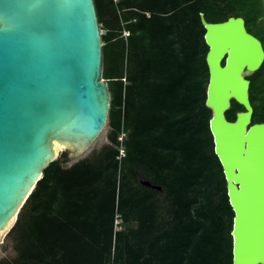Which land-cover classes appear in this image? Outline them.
<instances>
[{
	"label": "trees",
	"instance_id": "trees-1",
	"mask_svg": "<svg viewBox=\"0 0 264 264\" xmlns=\"http://www.w3.org/2000/svg\"><path fill=\"white\" fill-rule=\"evenodd\" d=\"M94 3L107 28L101 71L110 77V142L91 157L70 165L56 158L43 169L9 229L17 254L0 264H233V210L209 128L200 13L208 21L244 16L264 47L263 0ZM112 50L115 70L107 63ZM248 78L252 121H264V60ZM242 109L231 99L227 118Z\"/></svg>",
	"mask_w": 264,
	"mask_h": 264
},
{
	"label": "water",
	"instance_id": "water-1",
	"mask_svg": "<svg viewBox=\"0 0 264 264\" xmlns=\"http://www.w3.org/2000/svg\"><path fill=\"white\" fill-rule=\"evenodd\" d=\"M200 19L209 128L233 210L232 261L264 264V121H252L248 78L264 47L242 15ZM101 67L94 0H0V235L56 159L54 141L76 154L106 125L111 93ZM231 99L243 106L234 119L225 113Z\"/></svg>",
	"mask_w": 264,
	"mask_h": 264
},
{
	"label": "rangeland",
	"instance_id": "rangeland-1",
	"mask_svg": "<svg viewBox=\"0 0 264 264\" xmlns=\"http://www.w3.org/2000/svg\"><path fill=\"white\" fill-rule=\"evenodd\" d=\"M113 1L116 2L117 0H113ZM106 17H108V16H106ZM99 27H100L101 34L107 32V28L104 26L103 22L99 21ZM127 33H128L127 29H122L121 35L125 38V40L127 39L126 38ZM107 63H108V67L110 68V70H115L117 68L118 58L116 57V51L115 50H112L110 52L108 59H107ZM125 67H126V60L124 59L123 60V70ZM103 75H105V74H103L101 71V77L104 78L107 82H109L110 77H106ZM122 79H124L123 80L124 82H127V79H125L124 77H122ZM110 129H111V127L109 125V118H108V121H107L106 125L104 126V128L102 129V131L100 132V134L94 139V141L85 150L78 152L76 154L70 155V154H68V152L64 148H60L57 152L56 158H58L60 160L62 165H70L71 163L79 160L80 158L91 157L104 144H107L110 142V140L108 138V133H109ZM63 151L67 152L66 159H64L62 157ZM117 177H119L118 174H117ZM138 180H139V182H142V180H144V178L139 177ZM159 190H161V189H159ZM162 203H165V202L162 201ZM19 211H20V209H19ZM120 221H121L120 218H118L116 220L117 223L119 222L118 224H120ZM14 222L12 223V225L14 224ZM129 224L135 226L136 221H130ZM11 226L8 229L4 230L0 235V260L6 259V258L11 259V258L15 257L17 254V251L15 250V248L13 246V240H14L13 235L11 233H9V229L11 228ZM120 226L123 227L124 224H121ZM109 264H111V263H109Z\"/></svg>",
	"mask_w": 264,
	"mask_h": 264
},
{
	"label": "built area",
	"instance_id": "built-area-1",
	"mask_svg": "<svg viewBox=\"0 0 264 264\" xmlns=\"http://www.w3.org/2000/svg\"><path fill=\"white\" fill-rule=\"evenodd\" d=\"M128 34H129V31L126 35H128ZM126 135H127V131H125L123 129L117 135V139L119 140V142L117 144H115V146L118 148V154L116 155V158L118 160H121L122 156L125 155V146L123 144V140L126 137ZM117 219L118 218L116 217V220ZM116 220H115V223H117Z\"/></svg>",
	"mask_w": 264,
	"mask_h": 264
},
{
	"label": "bare ground",
	"instance_id": "bare-ground-1",
	"mask_svg": "<svg viewBox=\"0 0 264 264\" xmlns=\"http://www.w3.org/2000/svg\"><path fill=\"white\" fill-rule=\"evenodd\" d=\"M62 144L61 143H58V142H56V141H54V148H55V152H58V150L60 149V148H62ZM14 219V218H13ZM12 219V220H13ZM12 220H11V222H12ZM10 222V223H11Z\"/></svg>",
	"mask_w": 264,
	"mask_h": 264
}]
</instances>
